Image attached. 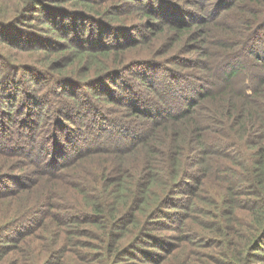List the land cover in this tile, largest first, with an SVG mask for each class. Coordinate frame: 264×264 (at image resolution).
I'll return each mask as SVG.
<instances>
[{
	"label": "trees",
	"instance_id": "16d2710c",
	"mask_svg": "<svg viewBox=\"0 0 264 264\" xmlns=\"http://www.w3.org/2000/svg\"><path fill=\"white\" fill-rule=\"evenodd\" d=\"M153 1L164 5L163 0H65L68 3L49 8L45 24L54 25L53 30L67 45L45 48L49 55L60 52L47 66V57H35L37 64L18 60L20 56L7 50L11 44L18 46L15 49L31 51L42 49L39 44L46 45L38 40L37 29L28 28L23 16L40 0H6L5 6L0 5V72L5 77L0 95L10 92L6 78L24 80L26 64L42 76L23 94V117L37 110L39 97L63 108L57 101L63 94L50 95L49 87L57 89L59 81L46 74L47 69L61 71L74 62L83 70L82 75L88 73L95 81L105 72L120 69L126 60L122 58L124 50L146 37L149 28L140 22H117L133 9L139 17H152L158 34L165 28L183 32L189 28L184 24L199 22L195 24L202 27L198 39L206 45L199 46L212 61L205 59L202 65L208 63V72L217 69L219 73L209 84L200 76L195 94L184 96L178 104L161 93L162 87L153 106L150 95L142 97L139 93L144 105L138 110L129 102L131 110L135 116L150 120L129 128V133L120 125H101L93 113L88 119L79 118L77 126L86 139L73 156L67 150L51 159L35 153L44 140L49 144L58 135L63 127L60 122L50 124L51 134L44 137L39 129L43 120L35 128L23 123L18 127V120H10L17 126L5 128L7 133L27 140L30 149H21L16 141L3 149L1 138L0 156L9 153L22 160L23 155L26 163L37 168L35 177L24 172L5 186L0 205L18 184L25 186L26 195L36 187L43 189L42 198L23 208L31 206L28 211L15 218V210L0 215L2 234L10 219L26 221L34 206H42L29 221L31 227L18 237L22 245L18 253L14 251L12 264H66L71 260L74 264H120L136 251L145 256L148 252L139 244L146 241L152 252H158L151 254L152 264H241L248 249L254 260H264L260 256L264 254L257 251L264 241V0H213L210 15L205 0L189 5L171 1L167 5L170 11L162 12L161 19L154 15L158 11L146 7ZM86 29L90 37L98 36L94 42H90L92 38L84 41ZM145 58L143 63L152 60ZM181 78L185 80L183 75ZM75 84L78 90H86L82 81ZM161 106L163 110H159ZM148 112L151 117H147ZM6 114L11 116V112ZM25 126L26 139L21 136ZM68 129L75 128H64ZM6 175L0 170V177ZM37 180L39 185L32 187ZM176 204L180 206L175 211L177 221L164 226L175 233L160 236L147 229L152 221L146 220L148 214H160L161 209ZM190 212L204 216L203 231L218 233V237L205 236L206 251L201 260L185 252L186 244L204 241L193 234ZM10 250L8 243H0V264ZM23 256H27L26 262Z\"/></svg>",
	"mask_w": 264,
	"mask_h": 264
},
{
	"label": "rangeland",
	"instance_id": "374dc122",
	"mask_svg": "<svg viewBox=\"0 0 264 264\" xmlns=\"http://www.w3.org/2000/svg\"><path fill=\"white\" fill-rule=\"evenodd\" d=\"M5 1L6 0H0V5L5 6ZM171 1H176V3L180 2L184 5L195 3L194 0H163L165 6L153 1L152 4H148L146 7H148L151 12L158 11L154 15L158 14V19H161L162 12L167 13L170 11V9L167 8V5ZM60 3L64 4L68 2H65V0L62 2L61 0H40L39 3L31 4L25 15H23L26 18L28 28L37 29L38 40L46 44H39L40 47H43L42 49L32 51L15 49V47L18 46L11 44V46H9L10 49H7L9 53H15L20 56L18 57V60H30L37 64L38 62L35 60V57H37V59L47 57L44 60V66H47V63L55 60L57 57L55 55L60 54V52H55L53 55H49L45 51V48L47 46H59L61 48L67 44L62 41V38L53 30L54 25L51 28L52 25L45 24V22L47 20V14H49L48 9L59 7L62 5ZM204 4H206L207 8L206 13L210 15L213 10V0H205ZM135 10L136 9L131 10L132 12L129 13V15L125 13L126 15L123 16V19L117 20V22H140L143 27H149L148 30H146L147 36L139 40L136 45L124 50L122 58L126 60L120 69H117L112 73L105 72L96 81L88 73L82 75L83 70L74 62H69L68 66L61 71L54 69H47L45 71L46 74L59 81L57 82L58 88L56 89V87H54L53 90V87L50 86L49 92L52 93L50 94L51 96L60 93L63 94V97H56L57 101L63 108H57L54 104L49 105L47 99L39 97L37 110L33 109L29 116H21L22 112L20 106L23 94L25 95L26 90H32L34 87L32 81H41V73L33 69V66L30 64H26L24 67L27 76H24L23 81H11L6 78L5 84L10 88V92L0 95V139L4 138L2 145L3 149H7L6 147L12 145L13 141L22 145L23 147H20L21 149H30V144L27 140L20 141L18 139L19 135L15 133H7L5 128L14 129L17 124L18 127H21V123L30 127L34 126L35 128L43 120L44 125L43 127L39 126V129H41V133L44 137H48L51 134L49 133V128L51 127L50 124L54 126L58 121L64 128L71 127L75 129L64 130L63 127H60L57 131L58 135H56L49 144L46 142L48 140H44L40 148L35 149V153L44 159H51L53 157L55 158L58 152L67 150V153L73 156L84 147V141L86 139L84 132L80 131L79 126H77L79 118L88 119L90 114L93 113L94 118H97L98 121L102 122L101 125H120L124 127L125 133H129V128L142 126V124L150 120L148 118H142V115L140 116L139 114V116H135L131 110V107H133L131 104H134V107L138 110H140L138 106L144 105V101L139 97V93L142 97L150 95V105L153 106L154 102L160 99L159 90L160 87H162L161 93L166 95L168 100L178 104L182 102L184 96L195 94L194 91L200 82V76L207 78V84H209L210 81L216 80V75H219L217 69L210 73L208 70H210L211 67L208 66V63L202 65L205 62V59L209 62L211 60L208 59L203 48L199 46L204 45L202 39H198V32L202 27H198L195 24H198L199 22L184 24L183 26L189 28L183 32L181 30L169 31L165 28L158 34L156 30L158 25L152 24L153 18L146 15L139 17ZM201 10L202 8H196V11ZM60 30L62 29L60 28ZM18 31V29H15L17 35H19ZM84 32H86L83 35L84 41L88 42V40L92 38L88 35L90 31L89 29H86ZM61 34L63 35V32H61ZM157 35L158 38H154V36L157 37ZM95 38H98V36L94 35V38H92L90 42H94ZM13 43L17 42L14 41ZM15 50L17 51L15 52ZM62 52L64 53V51ZM9 53H7V58L12 60L13 56H10ZM66 53H69V51H66ZM29 57L34 59H29ZM145 57L152 60L143 63L141 59H144ZM181 75H183L185 79L184 81L182 80ZM3 78L5 77L0 72V84ZM79 80L86 85V90L83 88L82 90L77 89L75 82ZM159 82H164V85H160ZM46 98L48 97L46 96ZM82 98L83 100H81ZM64 105L66 106L65 108ZM163 108L164 106H161L159 110H163ZM7 111L11 112V116L6 114ZM1 113L5 116L3 117ZM151 116L152 115L148 112L147 117ZM13 119L18 120L17 124L13 125V122H10V120ZM110 119H114V121L111 122ZM98 121L96 124H98ZM1 122L4 128L1 127ZM26 132L27 128L25 126L22 128V138H28ZM75 144H77L76 147H74ZM20 158L22 160H19L16 157L13 158L9 153L0 156V170L7 173L6 176L0 177V192L5 186L13 184L16 177L21 176L24 172L35 177L34 170H36L37 165L26 163L28 160L23 155H21ZM75 161L80 164V160ZM32 184V187L39 185L38 180ZM24 188V185L18 184L13 189L15 191L14 193L6 194L5 197H7V200L0 205V215L4 211L15 210V218L31 208V206H29L26 209H23L25 206L42 198L43 189L36 187L31 194L26 195ZM176 193H181V187L176 190ZM176 197L179 199V195H176ZM41 207L42 206H34L26 221L12 218L4 224V232L2 234L0 233V243H8L11 248L4 257V264L13 263L15 258L14 251H17L18 253V249L22 245V242H18L17 239L31 227L33 223H30L29 221L33 218L36 212L40 211ZM176 210H180L179 204H176V206L171 208L161 209L160 214H148L146 220L151 218L152 221L147 229L160 236L175 233V231L169 230L164 226L166 222L173 223L174 221H177L175 216ZM37 216L38 215L36 214V218ZM202 217L204 216H201L200 213L190 212V221L193 223L190 225L194 228L192 229L193 234H196V238L203 239L204 241L201 242V244H186L185 248V252L188 255L197 256L200 260L205 256L206 249L203 246L205 236L212 235L218 237V233L216 232H209L207 230L203 231L201 228ZM149 243V241H146L143 244H139L144 248L145 252H148L145 256L136 251L132 256L124 257L120 261V264H152L151 254H157L158 252H152L153 247L149 246ZM178 249L179 248H177V252ZM248 251L249 253L247 252V255L242 256L241 264H264V260H254V256L250 253L251 250L248 249ZM257 251L264 254V241L260 243V247ZM176 254L172 255L171 259L176 258ZM38 255L41 257L43 254ZM260 256L264 257V255ZM23 259V261L26 262L27 256H23ZM66 264H74V261H68Z\"/></svg>",
	"mask_w": 264,
	"mask_h": 264
}]
</instances>
